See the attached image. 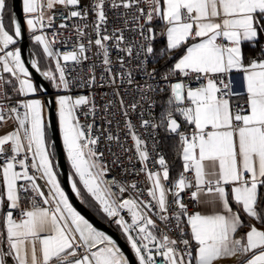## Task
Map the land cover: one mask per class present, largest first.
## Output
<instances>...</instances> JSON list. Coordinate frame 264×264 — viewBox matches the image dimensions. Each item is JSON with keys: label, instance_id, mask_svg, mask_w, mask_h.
Masks as SVG:
<instances>
[{"label": "snow or ice", "instance_id": "snow-or-ice-1", "mask_svg": "<svg viewBox=\"0 0 264 264\" xmlns=\"http://www.w3.org/2000/svg\"><path fill=\"white\" fill-rule=\"evenodd\" d=\"M8 7L0 0V127L13 125L0 132V264H130L62 185L52 104L72 193L96 202L136 264H264V227L240 215L264 225V44L247 63L243 50L264 35V0H22L31 40L54 62L41 71L31 60L51 99L16 47L22 24L13 13L6 25ZM57 18L67 37L45 31ZM161 129L178 137L174 180ZM115 167L124 175L109 180ZM184 194L205 211L189 213Z\"/></svg>", "mask_w": 264, "mask_h": 264}, {"label": "water", "instance_id": "water-1", "mask_svg": "<svg viewBox=\"0 0 264 264\" xmlns=\"http://www.w3.org/2000/svg\"><path fill=\"white\" fill-rule=\"evenodd\" d=\"M13 13L15 14L17 20L22 24V36L17 41L18 46L21 48L22 59L25 60V64L29 68V71L32 74L35 83L43 85L48 88V98L51 99L55 91L51 87H48L49 81L45 79L42 75L37 73L35 69L31 67V60L34 58V55L32 53L29 37L27 35V31L24 23L22 0H11V15ZM41 71L43 70L41 69ZM46 112L50 114V125L48 128V132L52 140L55 141L57 160L60 165L59 174L62 181V185L65 187V190L69 193L74 206L77 207V209L80 210L82 214H84L86 218L90 220V222L94 223L101 230L105 231L107 234L111 235L114 239H116L122 250L127 255L130 264H136L134 254L132 253L130 247L126 244L121 234L116 229H114L109 223L98 217L84 202H82L80 199H78L75 196L74 193H72L68 181L70 169L68 167L66 154L63 151L62 140L60 139L59 136L57 119L55 114L56 113L55 105L54 104L50 105L49 109H47ZM8 263L12 264L11 258H9Z\"/></svg>", "mask_w": 264, "mask_h": 264}, {"label": "crops", "instance_id": "crops-1", "mask_svg": "<svg viewBox=\"0 0 264 264\" xmlns=\"http://www.w3.org/2000/svg\"><path fill=\"white\" fill-rule=\"evenodd\" d=\"M161 27V22H159V21H157V28L159 29ZM8 30L11 32V29H9L8 28ZM27 31V30H26ZM27 35H28V37H29V41H30V45H31V49H32V53H33V55H34V58H36V59H38L39 60V57H40V60L44 63V67H41V69L44 71V70H46L47 69V63H46V60L43 58V56H42V54H41V50H40V46H36L35 45V43H33L32 41H31V38H30V36H29V33L27 32ZM163 41H164V39H163ZM164 43H165V41H164ZM245 44H247V43H245ZM244 44V45H245ZM262 44H264V42L262 43ZM243 45V46H244ZM16 46L17 47H19L18 46V43L16 44ZM11 47L12 46H10V49H11ZM243 50H244V47H243ZM36 52V53H35ZM182 54V53H181ZM180 55V54H179ZM179 55L178 56H176V58H178L179 57ZM36 56H39V57H36ZM174 62H175V60H174ZM173 62V63H174ZM246 62V61H245ZM247 63V62H246ZM234 78L237 80V88H239L240 87V84H239V77L238 76H236L235 74H234ZM54 90V89H53ZM11 88H9V92L11 93ZM54 91H56V90H54ZM161 110L159 109V112H160ZM12 122L11 121H9L8 122V124L7 125H5V126H2V127H0V132H3V131H8V130H11V128H12ZM182 130H185L184 128H182ZM161 131V133H162V135H163V144H164V146H163V148H164V157H165V159H166V155L168 154V153H170L172 150H173V147H172V145L175 143V144H178L177 143V141H176V138L175 139H173V137H175V136H171V135H166L165 133H164V131L161 129L160 130ZM167 161V160H166ZM180 161H181V159H180ZM180 168L182 169L183 167H182V161H181V163H180ZM70 172H71V169H70ZM82 187V186H81ZM84 203L98 216V217H100L102 220H104V221H106V219H104V218H102V215H101V213H99V211L97 210V205H96V202L95 201H93L92 200V198L85 192L84 193ZM233 209L234 210H236V205L235 204H233ZM198 211H205V209L199 204V209H198ZM240 215H241V218L245 221V225H248V224H256V226L259 228V227H264V225H261V224H259V223H257L255 220H253V219H251V218H249V217H247L243 212H241L240 213ZM116 226V225H115ZM117 227V226H116ZM117 231L121 234V232H120V230H119V228L117 227ZM247 230H248V228H247V226H245V227H243V228H241L240 230H239V232L237 233V235L238 236H240V235H243L245 232H247ZM121 236H122V234H121ZM123 237V236H122ZM9 264V263H8ZM215 264H237V260H236V258L235 257H231V258H224V259H220V260H218V261H216L215 262Z\"/></svg>", "mask_w": 264, "mask_h": 264}, {"label": "built area", "instance_id": "built-area-1", "mask_svg": "<svg viewBox=\"0 0 264 264\" xmlns=\"http://www.w3.org/2000/svg\"><path fill=\"white\" fill-rule=\"evenodd\" d=\"M56 11H57V13H59V12H62L63 9L57 7ZM60 22H61V21H60L59 18L55 19L53 27H52L51 29H46V30H45V31L47 32V34H48L50 37L52 36V34H53L54 32H59V33H61L64 37H67V36L69 35V33H68L67 31L60 30V29L57 27V26L60 24ZM69 27H71V25H69ZM160 40H163V38H161ZM57 47H60V45L58 44ZM63 50H65V49H64V48H61V51H63ZM113 56L115 57V52L113 53ZM93 59H95V58H93ZM53 63H54V62H53ZM96 63L99 64V60H96ZM172 64H173V63H172ZM172 64H170L169 67H171ZM150 66H152V65H150ZM5 75H6V74H5ZM107 92H109V89H108V88H104V89H100V90H99V95L97 96V102H98V103H103V101L100 99V96L104 95V93H107ZM9 93H10V92H9ZM61 94H64V93H61ZM71 94H72L73 96H77V95H80V94H89V89H87V88L74 89V90L71 92ZM156 113H157V115H158L157 110H156ZM145 118H147V117H145ZM133 120H134V122H135V117H133ZM98 123H99V121H98ZM159 136H160V143H159V145L157 146V149H158V151H159L161 154H163L164 151H163V144H162V141H161V135H160V132H159ZM127 144H128L129 146H131L132 141H131L130 138H128V140H127ZM100 149H101L102 151L104 150V145H103V144L100 145ZM105 155H106V159H109L108 154L105 153ZM122 159H124V161H125V164H124L125 167H128V168L133 167L132 164H128V163H127V157H126V156L123 157ZM134 166H135L136 169H139V168L141 167V165L139 164V162H136ZM154 166H155V167H158V165H154V160H153V162H150V163H149V167H154ZM182 170H183V168L180 170V172H181ZM180 172H179V173H180ZM122 175H124V174H123V170H122V168H120V167H115V168L112 169L110 175L108 176V179L110 180L113 176H117V177H119V176H122ZM177 177H178V176H177ZM127 179H129V180H131V179H138V180H140V181H145V176H144L143 173H141L138 177L130 176V177H127ZM173 180H174V179H173ZM184 200H185V202L188 204V211H189V213H192V212L198 211V209H199V204H197V203L191 201V200L189 199V197H188L187 194H184ZM25 206H29V205L27 204V202H25ZM17 214H18V213H17ZM154 218H155V217H154ZM126 219H129V217H128L127 215H126ZM171 234H172L173 236L176 235L175 232H173V233H171Z\"/></svg>", "mask_w": 264, "mask_h": 264}, {"label": "trees", "instance_id": "trees-1", "mask_svg": "<svg viewBox=\"0 0 264 264\" xmlns=\"http://www.w3.org/2000/svg\"><path fill=\"white\" fill-rule=\"evenodd\" d=\"M8 5H9L8 12H7L6 17H5L6 25L8 24V18L11 15V0H8ZM9 29H11V28L9 27ZM263 42H264V35L261 36L260 43L256 45L255 49L249 47L248 44H245L243 46L244 47V54H245V61L246 62L248 61L249 58H256L257 57V53L260 51V45ZM163 46H164V41L163 40H159L157 42V45H156L157 49L159 50ZM182 51L183 50H181L180 53H177L176 56H178L179 54H181ZM262 58H264V57H262ZM174 60L175 59L169 60L167 62V66L169 67L170 64H172L174 62ZM164 63H165L164 61H161L160 62V65L163 66ZM157 112L159 114V108H157ZM160 135H161V141H162V144H163L164 143L163 142V135H162L161 131H160ZM175 138H176V141L178 143V137H176V136L173 137V139H175ZM163 146H164V144H163ZM172 147H173V150L166 155V160H167V163H168V166H169V169H170V176H171V178L172 179H176L177 176H178V174H179V172H180V170H181V168H180L181 161H180V158L177 155V153H178L177 144L174 143L172 145ZM163 151H164V148H163ZM67 163H68V161H67ZM68 167L70 169L69 163H68ZM106 222L109 223L114 229L118 230L114 223H110L108 220H106Z\"/></svg>", "mask_w": 264, "mask_h": 264}, {"label": "rangeland", "instance_id": "rangeland-1", "mask_svg": "<svg viewBox=\"0 0 264 264\" xmlns=\"http://www.w3.org/2000/svg\"><path fill=\"white\" fill-rule=\"evenodd\" d=\"M24 14V13H23ZM24 21H25V14H24ZM25 27H26V30H27V26H26V24H25ZM27 32H28V30H27ZM29 33V32H28ZM29 36H30V34H29ZM49 36V35H48ZM50 37V36H49ZM30 38H31V36H30ZM32 41V40H31ZM33 42V41H32ZM34 43V42H33ZM17 47V46H16ZM40 50H41V54H42V49H41V47H40ZM36 53V52H35ZM36 57H39V56H36ZM45 60H46V63H47V69L49 68V67H53L54 68V63L53 62H49L45 57H43ZM39 61H40V66L41 67H44V63L40 60V57H39ZM46 69V70H47ZM35 82V81H34ZM70 166V165H69Z\"/></svg>", "mask_w": 264, "mask_h": 264}]
</instances>
